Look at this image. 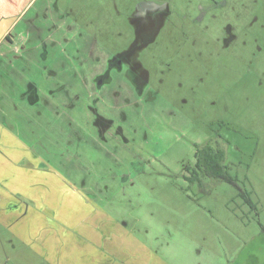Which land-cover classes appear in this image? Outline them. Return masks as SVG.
<instances>
[{"label": "rangeland", "instance_id": "obj_1", "mask_svg": "<svg viewBox=\"0 0 264 264\" xmlns=\"http://www.w3.org/2000/svg\"><path fill=\"white\" fill-rule=\"evenodd\" d=\"M138 1L62 0L86 16L89 32L63 31L69 42L50 79L42 62L22 65L31 79L22 88L56 92L49 110L37 112L50 130L37 136L55 143L65 128L69 147L53 144L69 155L64 167L97 173L99 201L171 243L180 264H264V0L170 1L191 15L190 27L170 42L159 35L145 51L150 81L106 53L135 42ZM208 139L223 147L225 170L255 208L228 181L185 176ZM25 261L0 253V264Z\"/></svg>", "mask_w": 264, "mask_h": 264}, {"label": "crops", "instance_id": "obj_2", "mask_svg": "<svg viewBox=\"0 0 264 264\" xmlns=\"http://www.w3.org/2000/svg\"><path fill=\"white\" fill-rule=\"evenodd\" d=\"M170 1H138L130 22L135 42L106 50L111 63L117 66V59L119 66L129 65L137 77L151 80V70L142 61L145 51L158 43L159 35H168L163 41L170 42L175 30L190 27L191 15ZM88 25L70 2L0 0V253L8 263L26 257V264H180L171 243L150 237L147 227L139 230L114 203L99 201L91 177L97 173L76 168L77 163L65 168L69 155L53 148L57 143L69 147L65 128L60 127L55 143L37 136L41 128L50 130L37 112L49 110L56 92L22 88L20 81L31 80L22 65L42 62V78L50 79L48 73L63 63L59 49L69 42L63 31L83 34L89 32ZM32 109L34 114L23 116Z\"/></svg>", "mask_w": 264, "mask_h": 264}, {"label": "trees", "instance_id": "obj_3", "mask_svg": "<svg viewBox=\"0 0 264 264\" xmlns=\"http://www.w3.org/2000/svg\"><path fill=\"white\" fill-rule=\"evenodd\" d=\"M217 143H213L211 139H208L204 144H201V146L197 147L196 145V162L194 165H187V172L190 174L187 173L185 176L190 178V181H199V183L206 177L228 181L237 186L239 189V196L243 198L245 204L250 205L251 208H255L256 203L252 199L251 192L246 190L243 191L238 184V180L225 170V168L229 167L225 161L226 152L223 147Z\"/></svg>", "mask_w": 264, "mask_h": 264}, {"label": "flooded vegetation", "instance_id": "obj_4", "mask_svg": "<svg viewBox=\"0 0 264 264\" xmlns=\"http://www.w3.org/2000/svg\"><path fill=\"white\" fill-rule=\"evenodd\" d=\"M116 62H117V65H118V63H120L119 61H117V59H114ZM113 64V63H112Z\"/></svg>", "mask_w": 264, "mask_h": 264}]
</instances>
